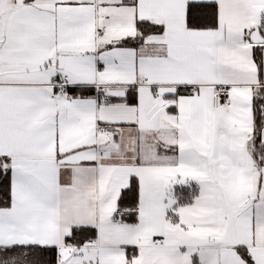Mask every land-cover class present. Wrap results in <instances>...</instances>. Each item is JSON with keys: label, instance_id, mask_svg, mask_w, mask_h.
<instances>
[{"label": "snow or ice", "instance_id": "obj_1", "mask_svg": "<svg viewBox=\"0 0 264 264\" xmlns=\"http://www.w3.org/2000/svg\"><path fill=\"white\" fill-rule=\"evenodd\" d=\"M0 264H264V0H0Z\"/></svg>", "mask_w": 264, "mask_h": 264}]
</instances>
